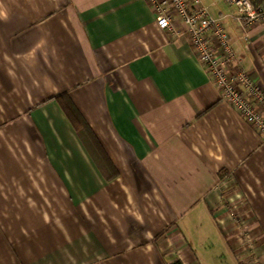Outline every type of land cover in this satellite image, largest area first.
<instances>
[{"label":"crops","instance_id":"obj_1","mask_svg":"<svg viewBox=\"0 0 264 264\" xmlns=\"http://www.w3.org/2000/svg\"><path fill=\"white\" fill-rule=\"evenodd\" d=\"M224 25L264 88V37ZM180 225L264 264V143L187 38L144 0H0V264H199Z\"/></svg>","mask_w":264,"mask_h":264},{"label":"built area","instance_id":"obj_2","mask_svg":"<svg viewBox=\"0 0 264 264\" xmlns=\"http://www.w3.org/2000/svg\"><path fill=\"white\" fill-rule=\"evenodd\" d=\"M144 1L160 30L187 38L193 56L216 88L221 102L264 143V88L243 69L224 25L225 19H231L244 41L254 30L264 37V0H217L234 10L221 18L213 17L200 0Z\"/></svg>","mask_w":264,"mask_h":264},{"label":"rangeland","instance_id":"obj_3","mask_svg":"<svg viewBox=\"0 0 264 264\" xmlns=\"http://www.w3.org/2000/svg\"><path fill=\"white\" fill-rule=\"evenodd\" d=\"M220 7L225 15L234 13L232 8L222 3ZM246 60H249L248 57H246ZM179 228L187 241L193 244L194 247L192 249L199 264H237L222 238L219 235L215 237L211 232L204 230L205 226L202 227L203 230H196L190 225L187 232L183 231L182 225Z\"/></svg>","mask_w":264,"mask_h":264},{"label":"trees","instance_id":"obj_4","mask_svg":"<svg viewBox=\"0 0 264 264\" xmlns=\"http://www.w3.org/2000/svg\"><path fill=\"white\" fill-rule=\"evenodd\" d=\"M53 99L57 102L61 111L63 112L69 123L72 125L75 132L79 135V137H85L94 142V138L91 131L89 130L88 126L86 125L82 117L79 115L77 110L69 101L67 94H59ZM171 264H178V262H173Z\"/></svg>","mask_w":264,"mask_h":264}]
</instances>
